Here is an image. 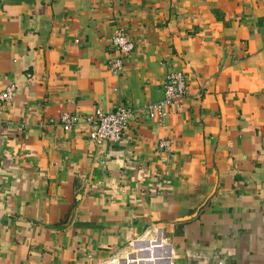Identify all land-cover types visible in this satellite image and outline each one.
<instances>
[{"label": "crops", "instance_id": "1", "mask_svg": "<svg viewBox=\"0 0 264 264\" xmlns=\"http://www.w3.org/2000/svg\"><path fill=\"white\" fill-rule=\"evenodd\" d=\"M118 28L134 49L114 75ZM171 72L187 98L161 124L144 106ZM11 85L0 264H264V0H0ZM117 106L120 143L57 122Z\"/></svg>", "mask_w": 264, "mask_h": 264}, {"label": "built area", "instance_id": "2", "mask_svg": "<svg viewBox=\"0 0 264 264\" xmlns=\"http://www.w3.org/2000/svg\"><path fill=\"white\" fill-rule=\"evenodd\" d=\"M109 44L112 57L107 62V68L112 74L121 75L125 69V61L133 52V42L125 30L118 28L112 33ZM16 89L15 85H11L0 93V115L6 104L11 101ZM187 89L185 74L168 73L163 81V98L158 102L146 103L144 106L149 119L164 124L169 115V107L176 105L181 108L183 106L187 98ZM132 115L133 111L130 108L117 106L111 112L104 113L97 110L88 116L79 113H64L58 116L57 122L65 131L84 123L90 128L89 138L93 143L97 145L116 144L120 143L126 135ZM157 148L166 155L172 152L171 143L168 140H160ZM140 250L146 251L147 248L140 246ZM101 264H115V262Z\"/></svg>", "mask_w": 264, "mask_h": 264}]
</instances>
